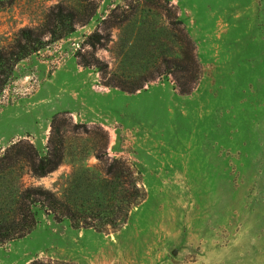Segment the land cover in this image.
Listing matches in <instances>:
<instances>
[{"label": "rangeland", "instance_id": "rangeland-1", "mask_svg": "<svg viewBox=\"0 0 264 264\" xmlns=\"http://www.w3.org/2000/svg\"><path fill=\"white\" fill-rule=\"evenodd\" d=\"M56 4L95 9L15 64L0 153L22 140L44 155L58 115L63 160L39 176L22 168L23 185L71 195L116 158L146 196L106 231L35 204V226L0 245V264H264V1L203 19L169 0H0V46L47 26Z\"/></svg>", "mask_w": 264, "mask_h": 264}, {"label": "trees", "instance_id": "trees-1", "mask_svg": "<svg viewBox=\"0 0 264 264\" xmlns=\"http://www.w3.org/2000/svg\"><path fill=\"white\" fill-rule=\"evenodd\" d=\"M55 8L56 11L52 8L48 15L47 26L22 27L12 41L0 46V98L17 61L72 32V23L87 22L94 13L95 5L84 16L73 11L63 13L61 4H56ZM45 34L49 38L44 39ZM100 37L99 33H92L90 44L98 43ZM176 84L182 92L190 90L185 81L176 79ZM58 120L66 121L58 115L53 116L52 133L44 155L39 154L33 143L22 140L10 143L0 153V245L25 235L35 226V204L56 219L67 218L72 226L106 231L118 228L126 220L130 208L146 196L133 165L116 158L105 164L98 185L86 183L84 190L76 185L71 195L59 196L52 189L38 184L23 185L20 181L22 168L26 167L31 174L39 176L62 162L65 143L63 134L59 133Z\"/></svg>", "mask_w": 264, "mask_h": 264}, {"label": "crops", "instance_id": "crops-1", "mask_svg": "<svg viewBox=\"0 0 264 264\" xmlns=\"http://www.w3.org/2000/svg\"><path fill=\"white\" fill-rule=\"evenodd\" d=\"M172 3L178 4L182 7L181 14L183 17H197V18H226L238 17L244 9L252 10L254 3L258 0H169ZM264 1V0H261ZM195 11V12H193ZM188 12V13H186ZM75 64L73 60L64 66L63 69H74ZM71 70V69H70ZM69 96V95H67Z\"/></svg>", "mask_w": 264, "mask_h": 264}]
</instances>
